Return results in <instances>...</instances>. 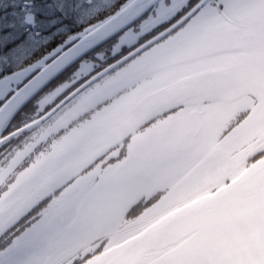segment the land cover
<instances>
[{
  "label": "snow or ice",
  "instance_id": "snow-or-ice-1",
  "mask_svg": "<svg viewBox=\"0 0 264 264\" xmlns=\"http://www.w3.org/2000/svg\"><path fill=\"white\" fill-rule=\"evenodd\" d=\"M0 264H264V0H0Z\"/></svg>",
  "mask_w": 264,
  "mask_h": 264
},
{
  "label": "trees",
  "instance_id": "trees-1",
  "mask_svg": "<svg viewBox=\"0 0 264 264\" xmlns=\"http://www.w3.org/2000/svg\"><path fill=\"white\" fill-rule=\"evenodd\" d=\"M22 16H23L22 13H17V15L15 17L9 16V22H11L12 20H15L16 24L19 25V23L22 19Z\"/></svg>",
  "mask_w": 264,
  "mask_h": 264
},
{
  "label": "flooded vegetation",
  "instance_id": "flooded-vegetation-1",
  "mask_svg": "<svg viewBox=\"0 0 264 264\" xmlns=\"http://www.w3.org/2000/svg\"><path fill=\"white\" fill-rule=\"evenodd\" d=\"M147 187L146 185H140V186H137L134 190L135 191H142L144 190V188Z\"/></svg>",
  "mask_w": 264,
  "mask_h": 264
}]
</instances>
